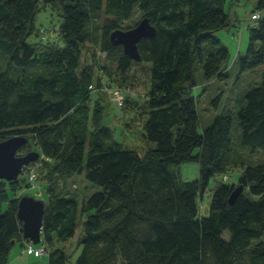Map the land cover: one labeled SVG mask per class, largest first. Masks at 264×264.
<instances>
[{"label":"trees","instance_id":"trees-1","mask_svg":"<svg viewBox=\"0 0 264 264\" xmlns=\"http://www.w3.org/2000/svg\"><path fill=\"white\" fill-rule=\"evenodd\" d=\"M56 5L62 44L43 37L34 45L28 39L41 35L35 24L39 0H0V56L6 62L0 69V142L28 135L40 152L31 164L43 159L63 180L85 171L89 182L102 187L81 201L61 191L44 199L41 242L48 264H264V163L246 167L237 184H219L210 214H199V199L212 178L238 165L232 116L216 117L200 134L193 95L197 59L207 81L228 77L223 67L230 53L216 36L231 26L226 0H57ZM137 7L157 28L155 38L139 43L140 62L151 64L152 76L144 137L156 147L147 153L124 147L102 126L104 108L91 101L93 94L104 97L105 83L94 76V63H83V46L100 29L102 53L121 74L130 70L135 61L110 35L124 29ZM255 7L261 17L249 29L246 55L237 57L241 72L264 65V0ZM106 75L109 85L115 82ZM244 99L238 146L264 151V74ZM24 147L18 155H25ZM191 161L199 163L200 176L184 181L178 168ZM18 180H0V264H8L16 244L27 242L18 218L20 198L8 195L7 184ZM238 186L243 192L231 204ZM79 222L82 250L74 259L58 243L72 239Z\"/></svg>","mask_w":264,"mask_h":264},{"label":"rangeland","instance_id":"rangeland-1","mask_svg":"<svg viewBox=\"0 0 264 264\" xmlns=\"http://www.w3.org/2000/svg\"><path fill=\"white\" fill-rule=\"evenodd\" d=\"M57 0H39L40 11L35 18V24L41 35H32L29 37L30 44L39 43L42 38H51L62 44L59 38V28L62 24L57 5ZM257 0H226V12L231 19V26L220 30L216 33L221 44L224 45L230 53L228 62L224 65L223 71L227 74V79L222 81L205 79L203 66L197 59L193 66V78L195 86L193 95L197 101V109L199 113V133L209 127L216 117L224 114H230L233 119V159L238 163L233 170L227 171L226 174H218L212 178L209 188L207 189L203 200L199 199V214L200 216H208L211 209L212 193L214 189L222 183L232 185L237 184L240 176L246 167L250 165H258L264 163V151L259 150L251 152L250 150H242L238 146V134L240 126L238 123V113L246 104L244 94L258 87L263 79L264 65H261L254 70L241 72L236 65L238 56H245L250 42V26L252 16L258 13L256 9ZM142 13L138 7L132 17L123 23V28L128 29L134 26L142 19ZM101 21L94 25L100 26ZM95 26V27H96ZM97 27V28H98ZM91 38L83 46V63L91 64L93 74L99 75L104 80V85L100 87V92L103 98L98 94H93L92 105L98 101L100 106L104 108V119L102 126L110 129L113 132L114 138L124 147L135 149L142 153L149 152L155 143L148 141L145 137L144 122L146 120V110H148V95L151 89V64L147 62H134L130 70L121 74L117 70V66L106 58L100 47L101 30L91 32ZM92 65V64H91ZM6 66L5 59L0 56V69ZM97 72V73H96ZM110 75L115 82L110 81ZM108 84V85H107ZM105 87L117 88L127 87L130 89L128 93L125 107L119 108L113 98L109 95V91L104 90ZM99 90V89H98ZM192 91V89H191ZM30 144L24 147L23 153L37 151L34 141L27 135ZM196 150L195 153H198ZM32 169L37 174L35 184H31L27 179L28 173L25 171L23 177L13 185L7 184L8 188H12L8 192L9 198L18 197L28 194L33 195L38 199L50 198V192H62L71 196H76L81 201L91 196L93 193L102 191V187L89 182L86 178L85 171L81 174L73 176L70 180H63L61 177L53 173L52 169L40 160V163L33 164ZM181 178L184 181H194L200 176V165L198 162H186L178 168ZM30 183V186L28 184ZM34 185V186H33ZM30 186V187H29ZM14 193V194H13ZM248 198L257 200V197L245 192ZM83 237V226L79 222L76 235L68 242L58 243V247L65 249L69 253L74 254V259L80 254L82 245L80 240ZM26 244L18 243L13 248L9 257L8 264H48V254L42 257L24 253Z\"/></svg>","mask_w":264,"mask_h":264},{"label":"water","instance_id":"water-1","mask_svg":"<svg viewBox=\"0 0 264 264\" xmlns=\"http://www.w3.org/2000/svg\"><path fill=\"white\" fill-rule=\"evenodd\" d=\"M157 35V28L147 17L142 18L138 24L130 29H117L110 35L113 45H121L126 55L133 61L142 60L139 52V43L143 39H153ZM27 136H13L0 142V180L16 181L23 173L24 167L36 162L40 152L31 151L25 155H18L19 151L27 145ZM243 186H238L230 199L234 204L243 192ZM46 212V201L33 195H22L18 203V218L22 223L23 237L35 245L42 241L43 219Z\"/></svg>","mask_w":264,"mask_h":264},{"label":"built area","instance_id":"built-area-1","mask_svg":"<svg viewBox=\"0 0 264 264\" xmlns=\"http://www.w3.org/2000/svg\"><path fill=\"white\" fill-rule=\"evenodd\" d=\"M261 17V14L255 13L252 16V23L248 25V27L250 26V28H255L258 24V21ZM104 90L106 92L109 91V95L113 98V100L115 101V104L119 107V108H123L125 106V102H126V98L128 96V93H130V89L127 87H117V88H108L105 87ZM33 164H29L28 166L24 167L23 169V173H25V171L28 173V180L29 182L32 184H35V180L37 178V174L34 171V169H32ZM23 175V174H22ZM21 175V176H22ZM34 186V185H33ZM24 253H28L31 255H34L36 257H42L45 256L47 254V248L46 246L40 242L39 244L35 245L33 242L31 241H27L26 242V247L24 248Z\"/></svg>","mask_w":264,"mask_h":264},{"label":"crops","instance_id":"crops-1","mask_svg":"<svg viewBox=\"0 0 264 264\" xmlns=\"http://www.w3.org/2000/svg\"><path fill=\"white\" fill-rule=\"evenodd\" d=\"M13 251V250H12Z\"/></svg>","mask_w":264,"mask_h":264}]
</instances>
